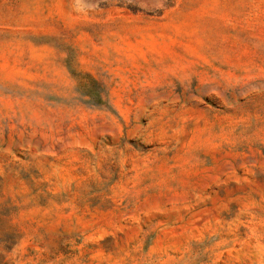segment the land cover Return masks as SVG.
I'll list each match as a JSON object with an SVG mask.
<instances>
[{"label":"rangeland","instance_id":"obj_1","mask_svg":"<svg viewBox=\"0 0 264 264\" xmlns=\"http://www.w3.org/2000/svg\"><path fill=\"white\" fill-rule=\"evenodd\" d=\"M0 264H264V0H0Z\"/></svg>","mask_w":264,"mask_h":264}]
</instances>
